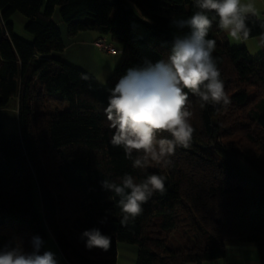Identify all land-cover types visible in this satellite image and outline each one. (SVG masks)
Returning a JSON list of instances; mask_svg holds the SVG:
<instances>
[{
    "label": "trees",
    "instance_id": "16d2710c",
    "mask_svg": "<svg viewBox=\"0 0 264 264\" xmlns=\"http://www.w3.org/2000/svg\"><path fill=\"white\" fill-rule=\"evenodd\" d=\"M55 6L69 35L91 30L119 45L109 89L127 68L166 59L177 33L171 20L197 11L194 0H0V107L18 99V135L6 134L0 121V247L20 238L31 251L32 238L49 233L67 264H116L118 242L137 245L135 264H202L223 258L226 240L235 239L253 243L264 264V97L249 92L264 93V46L251 57L245 45L231 47L214 21L207 38L216 40L213 55L231 103L202 109L190 94L191 146L176 150L171 167L142 171L110 143L108 89L52 55L64 48L51 19ZM14 12L26 17L31 42L13 34ZM247 24L249 38L260 41L264 21L250 15ZM48 152L52 163L44 160ZM125 173L138 181L163 175L166 191L122 225L118 198L101 181ZM93 228L111 238L107 251L85 247L82 233Z\"/></svg>",
    "mask_w": 264,
    "mask_h": 264
},
{
    "label": "clouds",
    "instance_id": "9594fccd",
    "mask_svg": "<svg viewBox=\"0 0 264 264\" xmlns=\"http://www.w3.org/2000/svg\"><path fill=\"white\" fill-rule=\"evenodd\" d=\"M197 11L186 19H172L177 29L166 59L145 60L142 65L129 67L114 87L108 89V103L104 113L113 134L110 143L123 149L125 158L134 169L146 171L150 166L169 168L171 157L178 148L191 146L195 128L189 95L198 99L200 108L206 105L231 103L221 79L216 40L207 38L218 20V27L235 41H247L251 29L249 16L256 8L243 0H194ZM264 27V24H261ZM186 30V31H185ZM264 46V35L260 37ZM166 177L147 174L137 180L125 173L117 179H103L101 187L110 192L120 208V223L127 225L142 214L143 205L154 193L163 194ZM88 250L107 251L111 238L98 228L85 230ZM32 250L26 251L23 240L14 238L0 247V264H58L56 253L40 249L44 241L33 237Z\"/></svg>",
    "mask_w": 264,
    "mask_h": 264
},
{
    "label": "rangeland",
    "instance_id": "374dc122",
    "mask_svg": "<svg viewBox=\"0 0 264 264\" xmlns=\"http://www.w3.org/2000/svg\"><path fill=\"white\" fill-rule=\"evenodd\" d=\"M104 2L111 3L113 0H100ZM113 14V13H112ZM111 14V16H112ZM51 19L55 26L58 28L60 33L61 41L64 45L62 51H54L52 55H56L57 59L67 62V64L79 68L89 74L101 87L109 89L107 79L112 73L115 65L120 59V54H111L96 47L93 44V39L97 33L91 30H81L75 35H69L67 32V27L65 22L61 19L59 14V8L55 6ZM259 20H263V17H258ZM9 21L13 26V34L27 42L32 41V34L27 32L24 28L27 21L19 12H14L10 17ZM222 34L225 35L226 40L231 47H236L244 44L251 55V57H256L261 53V49L256 46L255 39L249 38L247 41H235L233 40L227 32L222 30ZM99 36V35H98ZM101 37V36H99ZM103 37V36H102ZM106 42L111 44L116 49L119 45L110 40L109 36L104 37ZM97 39V38H96ZM251 95H256L257 97H264V93L259 88H249ZM44 107L48 110H55L58 104L50 99L43 97ZM37 107V104L35 105ZM17 107L18 99L17 96H12L8 99L6 104L0 107V121L4 123V131L6 134L18 135V120H17ZM240 121H242V116H238ZM236 121V120H233ZM53 153L48 152L45 155V161L52 163ZM31 192L33 199V206L36 209L41 208L40 197L38 193L37 184L32 181ZM44 245L42 247L43 251L51 250L56 253L58 264H67L65 258L57 248L53 238L49 233L46 234L43 239ZM116 264H135L137 245L134 243L118 242L116 245ZM194 264V263H188Z\"/></svg>",
    "mask_w": 264,
    "mask_h": 264
},
{
    "label": "crops",
    "instance_id": "0c3cea01",
    "mask_svg": "<svg viewBox=\"0 0 264 264\" xmlns=\"http://www.w3.org/2000/svg\"><path fill=\"white\" fill-rule=\"evenodd\" d=\"M243 2L253 3L256 8L255 16L257 18L263 17V20L261 21H264V0H243ZM96 38H99V36H95L93 41ZM254 42L256 46L262 48L261 50L263 51V47L260 45L258 38H256ZM225 248L226 254L223 258L205 261L202 264H260L258 252L253 243L228 239L225 242Z\"/></svg>",
    "mask_w": 264,
    "mask_h": 264
},
{
    "label": "built area",
    "instance_id": "2783aa9c",
    "mask_svg": "<svg viewBox=\"0 0 264 264\" xmlns=\"http://www.w3.org/2000/svg\"><path fill=\"white\" fill-rule=\"evenodd\" d=\"M93 44L96 47H98V48H100L102 50H105L108 53H111V54L120 53V50L119 49H116L111 44H109L108 42H106V40H105L104 37H99V38L95 39L94 42H93Z\"/></svg>",
    "mask_w": 264,
    "mask_h": 264
}]
</instances>
